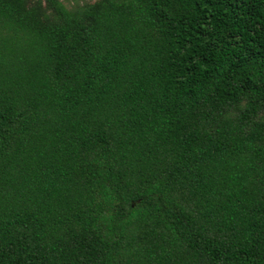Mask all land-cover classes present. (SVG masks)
<instances>
[{"label":"trees","instance_id":"trees-1","mask_svg":"<svg viewBox=\"0 0 264 264\" xmlns=\"http://www.w3.org/2000/svg\"><path fill=\"white\" fill-rule=\"evenodd\" d=\"M0 264H264V0H0Z\"/></svg>","mask_w":264,"mask_h":264},{"label":"rangeland","instance_id":"rangeland-1","mask_svg":"<svg viewBox=\"0 0 264 264\" xmlns=\"http://www.w3.org/2000/svg\"><path fill=\"white\" fill-rule=\"evenodd\" d=\"M95 1L96 0H64V3L68 8H73L77 5H82L85 3H93Z\"/></svg>","mask_w":264,"mask_h":264}]
</instances>
